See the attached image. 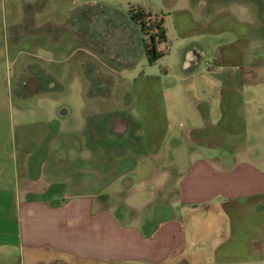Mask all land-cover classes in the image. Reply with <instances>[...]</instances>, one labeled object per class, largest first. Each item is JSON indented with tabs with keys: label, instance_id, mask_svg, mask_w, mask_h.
I'll return each mask as SVG.
<instances>
[{
	"label": "crops",
	"instance_id": "crops-1",
	"mask_svg": "<svg viewBox=\"0 0 264 264\" xmlns=\"http://www.w3.org/2000/svg\"><path fill=\"white\" fill-rule=\"evenodd\" d=\"M234 3L243 19L222 0L172 8L170 28L162 18L168 53L153 62L130 14L103 11L106 27L122 37L89 35L90 49H77L91 59L90 71L83 61L73 67L74 86L63 58L43 70L42 95L50 97L43 131L24 101L41 92L38 83L19 87L15 120L0 117V248L45 253L51 263L188 264L185 219L206 207L239 218L243 203L264 206V146L257 145L264 143V53L252 38L253 17ZM111 76L121 79L122 101L112 98ZM67 88L74 109L60 99ZM152 205L154 213L145 211ZM232 242L220 241L213 258L241 257L242 243Z\"/></svg>",
	"mask_w": 264,
	"mask_h": 264
},
{
	"label": "rangeland",
	"instance_id": "rangeland-1",
	"mask_svg": "<svg viewBox=\"0 0 264 264\" xmlns=\"http://www.w3.org/2000/svg\"><path fill=\"white\" fill-rule=\"evenodd\" d=\"M222 1H226L224 5L227 10L237 19L244 17L240 13L241 8L238 5L235 6L234 2H241L246 6L243 8V13H250L254 19L252 36L254 44L259 45L257 50L259 53H264V0ZM195 5L196 0H0V98L2 102L0 117L15 120L17 105L21 103L19 87H31L34 78L36 83L40 82L42 85L47 79L43 77V70L47 67L52 70L53 65L57 64L53 60L64 59L68 75L66 80L72 82L73 86L75 84V78L71 75L73 67L83 61V68L90 71L91 59L77 49L80 45L90 49L89 45H85L86 39L91 38L89 35L96 40L110 38L117 40L122 37L115 32L113 26L106 27L107 21L104 20L106 15L103 11L117 8L122 14L129 13L131 8L140 9L151 16L163 18L165 22L167 21V28H170L173 19V15L170 16L172 8L195 9ZM168 12H170L169 15ZM31 16L34 23L30 21ZM149 33L154 34L156 39L158 34L156 28L150 29ZM232 38L233 36L228 33L226 39ZM138 39L140 44L149 40L148 36L141 32ZM157 44L158 51L162 52L159 58H163V55L168 53L167 46L163 42ZM253 48L256 49L254 45ZM162 61L159 62L162 63ZM111 78L115 82L112 98L116 100L120 98L122 101V96L117 93L119 91L117 88H121L119 84L121 79L113 76ZM45 92L46 89L43 88L41 92L24 99L27 107H30V122L39 131H43V124L48 119V111L44 107L50 101V97L43 96ZM53 97L56 100L60 98ZM74 98V92L67 88L60 99L67 100L74 109ZM120 105L125 106L124 103ZM21 128L18 127L16 133H19ZM257 145L264 146V143L259 142ZM263 155L264 153L261 154ZM246 203H243V213L239 214V218H235V214L227 209L223 214L220 210L206 207L207 210L199 215L200 217L188 221L185 219L190 240V247L186 250L190 254H184L188 264H264V206L259 202L250 206ZM145 211L154 213L155 207L146 206ZM228 215L234 217L233 224L237 228L236 234L231 238L227 228ZM238 227L244 228V233L238 231ZM255 229L256 231L253 232ZM251 234L259 237L254 243H248V237ZM236 238L237 243H242L243 246L241 257L236 256L232 261L227 262L213 258L214 248L220 241L227 242L223 245L230 248V245H233L232 241ZM191 239L194 242L192 245ZM251 246L257 248L255 254L251 253L249 249ZM220 250L222 251V248ZM251 254L255 257L251 258ZM220 256L223 255L220 254ZM61 259L51 263L48 261V254L45 253L31 252L18 246L11 249L0 248V264H35L38 260L43 262L41 264H77L72 260Z\"/></svg>",
	"mask_w": 264,
	"mask_h": 264
},
{
	"label": "trees",
	"instance_id": "trees-1",
	"mask_svg": "<svg viewBox=\"0 0 264 264\" xmlns=\"http://www.w3.org/2000/svg\"><path fill=\"white\" fill-rule=\"evenodd\" d=\"M129 14L132 20H134L140 27L141 33L148 36L149 40L144 42V51L147 56L148 62H153L157 58L161 56V52L157 50V43L164 41L165 36L162 28V18H157L151 16L149 13H145L140 9H133L129 10ZM152 28H156L158 34H150L149 30ZM39 81V80H38ZM44 88V83L40 85L38 84V89L40 90ZM62 264V263H61Z\"/></svg>",
	"mask_w": 264,
	"mask_h": 264
}]
</instances>
